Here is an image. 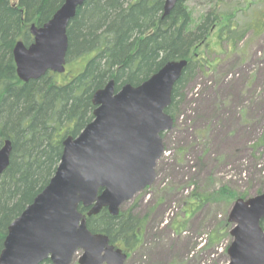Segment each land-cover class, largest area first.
Returning a JSON list of instances; mask_svg holds the SVG:
<instances>
[{
	"label": "trees",
	"instance_id": "obj_1",
	"mask_svg": "<svg viewBox=\"0 0 264 264\" xmlns=\"http://www.w3.org/2000/svg\"><path fill=\"white\" fill-rule=\"evenodd\" d=\"M63 1L0 0V148L5 140L12 145L10 164L0 175V251L8 225L53 176L63 139L76 136L92 120V94L110 79L117 89L124 84L138 85L166 62L185 59L187 65L166 108L175 122L185 85L196 70L209 68L205 60L201 62L193 55V50L228 14L221 12L216 2L213 10L192 26L186 0H179L163 18L165 0H85L66 31V65L73 71L66 69L60 80L57 73L48 72L39 79L22 82L12 55L15 43H31L30 25L48 21ZM226 27L227 40L234 44L242 39L243 32H236L231 24ZM262 192L258 189L255 194ZM240 196L244 198L246 193ZM234 197L236 194L231 193L229 199ZM78 210L86 214L88 208L79 205ZM260 225L264 230V221ZM144 226L131 209L111 216L103 208L87 218L91 232L105 234L110 243L131 252ZM230 227L227 220L220 223L209 245L222 235L229 236Z\"/></svg>",
	"mask_w": 264,
	"mask_h": 264
},
{
	"label": "water",
	"instance_id": "obj_2",
	"mask_svg": "<svg viewBox=\"0 0 264 264\" xmlns=\"http://www.w3.org/2000/svg\"><path fill=\"white\" fill-rule=\"evenodd\" d=\"M179 0H165L162 18ZM85 0H64L52 17L29 27L32 42L15 43L12 55L22 82L66 69L67 27ZM187 60L166 62L138 85L115 87L110 79L92 94V120L76 136H66L53 176L8 225L0 264H124L123 249L107 235L87 228V218L121 206L153 184L165 151L162 134L174 127L166 112ZM12 145L0 148V175L8 168ZM79 205L88 208L86 214ZM264 192L236 199L227 222L231 243L225 264H264Z\"/></svg>",
	"mask_w": 264,
	"mask_h": 264
},
{
	"label": "rangeland",
	"instance_id": "obj_3",
	"mask_svg": "<svg viewBox=\"0 0 264 264\" xmlns=\"http://www.w3.org/2000/svg\"><path fill=\"white\" fill-rule=\"evenodd\" d=\"M216 2L228 14L193 50L209 68L196 70L182 90L155 181L120 208L145 223L134 251L116 245L125 249L124 264L227 263L230 235L208 240L240 194L264 192V2L186 0L191 25ZM228 24L243 32L234 44L225 38Z\"/></svg>",
	"mask_w": 264,
	"mask_h": 264
}]
</instances>
